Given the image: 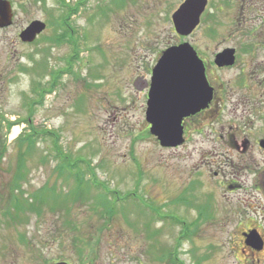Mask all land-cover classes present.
<instances>
[{
  "label": "rangeland",
  "instance_id": "1",
  "mask_svg": "<svg viewBox=\"0 0 264 264\" xmlns=\"http://www.w3.org/2000/svg\"><path fill=\"white\" fill-rule=\"evenodd\" d=\"M12 1V23L0 28V264H232L219 201L236 193L214 173L229 179L239 154L214 147L199 121L183 144L162 147L145 112L150 72L167 47L188 42L210 54L230 45L233 0H207L187 37L171 20L185 0H89L75 14L77 0ZM34 20L46 29L24 43L19 34ZM232 108L223 115L235 117ZM30 126L35 143L15 184L25 199L42 189L43 206L20 225L11 220L15 138ZM62 154L69 170H60Z\"/></svg>",
  "mask_w": 264,
  "mask_h": 264
},
{
  "label": "flooded vegetation",
  "instance_id": "2",
  "mask_svg": "<svg viewBox=\"0 0 264 264\" xmlns=\"http://www.w3.org/2000/svg\"><path fill=\"white\" fill-rule=\"evenodd\" d=\"M5 1L10 3L14 18L13 1ZM68 1L60 2L65 6ZM232 2L235 29L224 35V44L230 45L210 54L196 51L212 97L205 109L183 120V138L187 140L190 123L199 121L200 127L204 124L206 136L211 135L214 147H228L243 156L230 163L233 172L229 179L224 172L214 173L221 175L215 179L216 184L236 193L231 200L219 201L225 214L220 226L222 232L231 229L233 235L232 264H264V0ZM215 36L208 33L210 39ZM225 49L233 51V64L218 67L216 55ZM234 69L231 79L218 77ZM228 104L233 106V118L223 115Z\"/></svg>",
  "mask_w": 264,
  "mask_h": 264
},
{
  "label": "water",
  "instance_id": "3",
  "mask_svg": "<svg viewBox=\"0 0 264 264\" xmlns=\"http://www.w3.org/2000/svg\"><path fill=\"white\" fill-rule=\"evenodd\" d=\"M207 0H185L173 13L175 31L188 36L199 24ZM12 23L10 3L0 0V28ZM45 24L32 21L19 34L24 43L33 42L45 30ZM233 51L226 49L216 55L218 67L233 64ZM211 99L202 62L188 43L167 48L152 69L147 95L145 119L150 133L162 147H177L183 143L182 119L207 107ZM56 264H66L59 262Z\"/></svg>",
  "mask_w": 264,
  "mask_h": 264
},
{
  "label": "trees",
  "instance_id": "4",
  "mask_svg": "<svg viewBox=\"0 0 264 264\" xmlns=\"http://www.w3.org/2000/svg\"><path fill=\"white\" fill-rule=\"evenodd\" d=\"M88 1L89 0H77L76 4H74V6H71L69 12L71 14L77 13L79 11V9H81V7L84 6L85 3H87ZM60 4L62 5V3H60ZM54 83L51 85V87H49V89H48L49 92L54 88V86H55ZM40 98H42V96ZM31 111L29 110V112H31ZM30 119H31L30 117H27L25 120V122L29 125L31 124ZM13 125L14 124L8 122L7 128H9L10 126H13ZM29 132H30V134L20 133L15 138L17 143H19V147H18L19 153L17 155V165H16L15 178L11 184V187L12 186L16 187V191H15L16 194L12 195V197H11L13 199L12 200V203H13L12 214L13 215L11 214V217H12L11 220L14 223H19L20 225L23 224L24 221L28 220L30 215H34L36 217L39 216L41 214V206H43V199L41 200L42 189H41V191H36V192L30 194V196H29L30 198L27 197L28 199H25V197H23V194L21 193V191H23V190H21L20 184L17 186L15 184V181L17 182V181L21 180V170H22V166L24 163V159H26L27 155H28V157L30 156L31 151L33 149L32 146L35 143L34 135H36L37 132L34 129H32L31 126H30ZM23 145H26L25 151H22ZM59 150H61V149H59ZM4 153H5V147L4 146L0 147V161L2 160ZM62 155H64V156H62L63 158H60L61 159V163H60L61 169L60 170L61 171L69 170V167H67V165H66L67 156L65 154H62ZM65 201H67V200L66 199L62 200V203ZM102 208H104V207L102 206ZM62 209L63 210H61V211L65 212V216H67L69 213L68 208H64V206L62 205ZM16 218H19V219L15 220ZM72 226H73V224L70 222L69 227H67V228L69 230H72L74 228V227L72 228ZM73 246H74V249H77V241L76 240H73ZM66 262H68V261H66ZM69 263L70 262H68V264ZM175 263L182 264L181 261H179L178 259L175 260Z\"/></svg>",
  "mask_w": 264,
  "mask_h": 264
},
{
  "label": "bare ground",
  "instance_id": "5",
  "mask_svg": "<svg viewBox=\"0 0 264 264\" xmlns=\"http://www.w3.org/2000/svg\"><path fill=\"white\" fill-rule=\"evenodd\" d=\"M15 130H17V128H15Z\"/></svg>",
  "mask_w": 264,
  "mask_h": 264
}]
</instances>
